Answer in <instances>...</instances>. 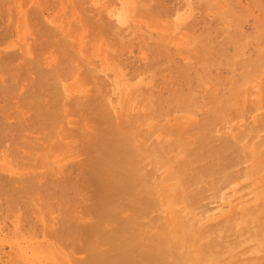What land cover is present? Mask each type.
I'll return each mask as SVG.
<instances>
[{"label": "rangeland", "instance_id": "rangeland-1", "mask_svg": "<svg viewBox=\"0 0 264 264\" xmlns=\"http://www.w3.org/2000/svg\"><path fill=\"white\" fill-rule=\"evenodd\" d=\"M221 1L0 0V11L5 18L0 23V33L5 30L0 36V51L15 53L19 64H24L27 56L23 53L32 47L35 31L53 30L54 35L65 42L61 54L72 55L80 70L90 74L84 80L72 73L66 77V82H58L59 98H75L83 91H92L103 116L107 118L108 112L102 107L111 103L126 110L118 112L124 114L123 122L128 118L136 121L132 140L143 148L138 157L141 174L138 192L145 203L133 206L135 225L132 231L136 237L130 245L152 246L151 253L156 258L153 264H264V63L249 62V55L237 58L229 46L222 57L208 56L214 63H235L231 65V75L227 74L229 66L221 69L223 79H229L221 86L211 81L214 72L201 81L191 76L190 86L194 91L183 101L186 107L180 109V113L171 107L164 108V114H158L151 100L149 105L145 102L147 97L149 99V90L158 87L186 90L181 83L176 86L181 76L177 68L194 64V55L202 54L198 52L205 45L201 40L204 32L201 33V25L197 23H211L209 30L217 32V36L211 33L209 38L219 41V33L224 36L223 32L233 31L227 19L222 25L224 29L228 25L224 31L215 18L228 8L233 13L234 9L237 14L239 11L240 15V9L250 11L239 27L245 35L253 31V21H264L246 0L240 1L239 8ZM47 20L51 21L48 28ZM88 20L99 22L106 33L93 29L87 24ZM199 33L202 38L195 40ZM145 42L159 45L163 56L158 58L153 50L147 51ZM75 45L81 48L79 56L75 55ZM248 47L264 51V40L253 39ZM59 52L60 49L54 52L55 64L63 62ZM143 52H146L145 58ZM239 62H244L245 67L237 66ZM220 72L216 70L217 75H222ZM79 83L81 85L77 86ZM24 85L19 86V95L28 92ZM120 86L130 88L123 89L131 95L130 99L119 97ZM221 88L225 89L229 101L224 106ZM210 93L213 96H209ZM12 103L19 109L17 113L8 110L13 114L9 122H16L18 129L21 128L17 141L20 147L18 150L16 144L0 141V179L14 181L13 188L19 194L21 173L31 178L33 174H44L58 167L72 173L75 167L71 163L84 157L77 154L69 160L55 147L59 139L55 134L65 127L64 123L51 131L32 127L28 119L34 109L24 105L21 99L19 104L16 100ZM203 113L209 114V123L204 128L200 121ZM179 117L189 122L176 125ZM175 126L182 127V131L175 135L169 133ZM137 133L140 134L137 136ZM227 142L229 151L224 155L208 153L223 149ZM21 155H25V159H21ZM85 193V201L93 203V192V197ZM7 202L8 197L1 195L0 264H31L25 259L28 255L23 257L24 263H19V244L15 245L19 242V234H11L17 238L14 240L9 232L15 226L18 233L23 232L20 234L30 228L38 234L37 227L44 230L53 220L60 222L62 209L33 204L31 198L20 203L19 200ZM80 213L84 215L85 212ZM112 228V225L103 227L95 242L100 243L102 238L99 237L108 235ZM39 234L33 237H39L38 242L46 241ZM112 247L110 245V250ZM80 249L81 241L77 240L52 245L50 250L58 255L57 264H80L78 259L83 257ZM107 254L111 255L112 251ZM135 259L145 261L147 257L138 255Z\"/></svg>", "mask_w": 264, "mask_h": 264}, {"label": "bare ground", "instance_id": "bare-ground-1", "mask_svg": "<svg viewBox=\"0 0 264 264\" xmlns=\"http://www.w3.org/2000/svg\"><path fill=\"white\" fill-rule=\"evenodd\" d=\"M226 1L230 2L231 6L237 5V8L241 4V0H223L221 2ZM246 2L264 19V0H246ZM248 12L250 13L249 10L243 11V9H240L241 15L238 11L239 16L235 9L233 13V10L228 8L225 12L216 16V20L221 23L220 29H224L222 25L226 19L229 27L232 26L231 28H233L231 32L225 31L226 26H228L226 25L225 32H223L224 36L219 33L220 40L216 38L219 41H215V38L213 40L209 38L212 33L209 30L211 23L204 21L197 23V26L201 25V33H206L205 35L203 34L204 38L199 33L201 36L198 35L195 39L199 40V38H202L201 40L205 42L202 51L198 52L202 54L194 55V64H184L180 66L181 68H177L181 78L179 77L176 86L181 83L186 90H168V88L158 87V89L149 90V99L147 97L145 102L148 103L151 100V106L157 109L158 114H164V108L171 107H175L179 113L182 112L180 109L186 107L183 101L193 94L194 91V87L190 86L192 79L201 81L214 72V78L211 81H215L221 86L225 80L220 72L221 69L229 66L227 74L230 73L231 75V65L235 66V63L225 60L226 62L222 65L219 62L214 63L208 58V56L222 57L229 46H231V50L237 58L249 55V62L264 63V51L258 47L256 50L248 47L253 39L264 40V21H253L251 23L253 33L251 32L252 34L250 33L249 35H245V32L239 29L243 17L248 16ZM235 15H238V17H235ZM0 17V23H2L5 18L1 11ZM228 19L230 20L228 21ZM50 22L49 20L45 22L46 28H48ZM87 24L93 29L106 33V30H102L99 22L88 20ZM1 26L5 27L4 25ZM3 31L5 32L4 29ZM4 32L0 33V36L4 35ZM216 33L213 32L212 34L217 36ZM221 37L225 38L222 40ZM207 40H209L208 43H206ZM65 46V42L54 35L53 30H36L32 47L23 53L24 56H27L24 57V64H19V57L15 53L0 51V141L2 143L7 141L12 146L16 144L19 150L20 146L17 141L19 139L18 132L21 128L18 129V123L16 122H9L10 119H13V114L9 113L8 110H16L17 113L19 106L16 107L17 104L13 105L12 102L16 100L19 104V99H21L24 105L31 106L34 109L28 119L31 120L30 124L32 127L51 131L57 130L56 126L63 122L65 127L58 131L57 134L54 133L59 138L54 144L55 147L64 152L69 160L72 159L71 156L77 154L78 157H84H80L83 160L79 158L77 160L75 156L74 158L77 162H70L75 167L72 173L61 167L44 174H33L31 178L23 177L26 173H23V175L21 173L19 194L17 189L13 188L12 184L14 181L5 182L0 179L1 195L5 194V197H8L7 203L9 204L16 200H19L20 203L24 202V199L31 198V203L33 204L38 203V205L43 207H60L62 209L60 222L57 223L56 220H53L52 224L44 230L38 227L35 229L38 234L40 233L42 237L46 238V241L40 240L38 242L39 237L38 239L33 237V235H38L33 231L34 228H30L24 234H20L23 232L18 233L15 226L11 229V232H9L10 237L19 234V242H15V245L19 244V263H24L22 259L28 255L29 257L25 259L29 260L31 264H57L58 255L53 250H50L52 245L55 246L64 241L71 243L80 240V253H83V257L78 259L80 264H153L156 258L151 253L153 250L152 246L148 245L142 248L135 245L131 247L130 245L132 238L136 237L132 231L135 225L133 206L145 203V199L138 192L140 191L139 183L141 178L138 157L141 156L143 148H139L135 140H132L135 129H137L136 121L133 118H128L126 119L127 121L123 122V117L125 116L119 113H124L126 110L114 107L110 102H108L110 104H105L102 107L105 112H108L107 118L103 116L99 111L101 110V105L97 102L96 96L92 95V91H83L75 98L69 99L68 96L64 97V99L59 98L61 93L56 85L58 82H66V77L69 74L75 73L84 80L90 77V74L84 72L85 70H80L72 55L61 54ZM144 46L147 51L153 50L158 58L163 56L164 51L158 48L159 45L155 46L152 42H145ZM238 48H241V50L237 51ZM59 49L60 52L58 54L60 58H63V62L55 64L53 55ZM80 49L79 46H74L76 56L80 55ZM142 56L145 58L146 52H143ZM236 65L245 67L244 62L236 63ZM216 70L222 75H217ZM191 76L192 79L190 78ZM226 80L229 79L226 78ZM20 85L27 87L28 92L26 94L19 95ZM80 85L81 83L77 86ZM123 89L129 90L130 88L120 86L118 89L119 97L130 99L131 95L127 94V91H123ZM220 91L224 94L225 89L221 88ZM209 96L213 95L210 93ZM218 101L220 103L219 99ZM221 101L224 102L222 103L223 106L229 104L225 94L221 95ZM209 114L205 115L203 113L201 115V127L204 128L208 125ZM176 120L177 124L174 123L176 125L189 122L182 117ZM178 127H173L169 133L173 132L175 135L180 130L182 131L183 128ZM139 134L137 133V136ZM225 151H229L228 142L223 149L218 151L210 150L208 153L211 156L214 154L224 155ZM25 157V155H21V159H25ZM193 157L196 158V155H193ZM58 173L60 175L56 176ZM87 188L90 191H84ZM83 191L84 193L89 192V194H91V191L93 192L94 197L92 194L85 193L93 197V203L90 204L89 200L85 201L87 196H83L84 193L82 195ZM79 208L80 212L83 210V212L88 214L85 215L84 213V216L83 213L79 212ZM129 212L132 215L127 214ZM87 219L91 222H88ZM108 225L113 227L110 233L103 237L100 236L99 238H102L100 243L95 242L96 235L103 227ZM12 238L14 240L17 239L16 237ZM13 239L11 241L14 243ZM34 239H37V241H34ZM110 245H113L111 250ZM108 251H112V254H107ZM137 254L143 255L144 259L146 256L147 259L145 261L137 260L135 259L138 256Z\"/></svg>", "mask_w": 264, "mask_h": 264}]
</instances>
